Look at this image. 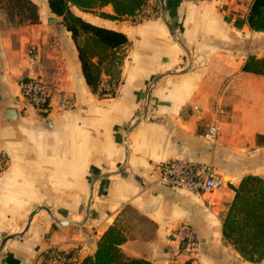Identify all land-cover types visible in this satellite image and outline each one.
<instances>
[{
  "label": "crops",
  "instance_id": "0c3cea01",
  "mask_svg": "<svg viewBox=\"0 0 264 264\" xmlns=\"http://www.w3.org/2000/svg\"><path fill=\"white\" fill-rule=\"evenodd\" d=\"M34 1L38 23L12 25L0 7V152L9 157L0 171V264H57L53 248L72 250L79 264L118 216L128 220L127 204L156 224L153 239L136 231L122 243L130 256L169 263L171 234L186 222L196 244L179 264H264L245 260L222 232L233 186L264 177V75L242 70L250 54L264 57V32L235 17L253 0H148L121 19L71 5L129 39L121 64L102 72L117 71L113 97L87 84L62 17ZM97 11L113 14L110 4ZM28 77L50 86L47 113L23 109L19 81ZM65 97L74 106L62 110ZM212 124L215 142L205 135ZM172 159L212 163L220 185L162 184L157 165ZM14 233L22 234L6 239Z\"/></svg>",
  "mask_w": 264,
  "mask_h": 264
},
{
  "label": "trees",
  "instance_id": "16d2710c",
  "mask_svg": "<svg viewBox=\"0 0 264 264\" xmlns=\"http://www.w3.org/2000/svg\"><path fill=\"white\" fill-rule=\"evenodd\" d=\"M53 13L62 17L66 29L71 32L78 49L82 71L87 84L98 92L104 65L107 71L117 68L123 60L118 54L120 48L129 44L125 33L96 25L71 10V5L84 11L121 19L139 13L148 0H47ZM111 5L113 14L97 11ZM0 7L6 11L8 22L19 26L25 23H38L40 14L34 0H0ZM226 19L229 20L226 16ZM244 20L237 19L235 25L241 27ZM247 23L254 31L264 32V0H253L247 15ZM243 71L264 75V57L250 54ZM117 72V71H116ZM113 72L112 79H118ZM235 195L223 219V236L240 255L248 261L264 260V177L247 174L238 186H233ZM129 218L117 219L103 232L93 254L85 256L79 264H153L143 257L128 255L121 247L134 232L141 233L143 239L155 237L156 224L138 213L131 205H125L122 214ZM135 218L136 222H132ZM167 264H179L170 261ZM182 264H193L192 259Z\"/></svg>",
  "mask_w": 264,
  "mask_h": 264
},
{
  "label": "built area",
  "instance_id": "2783aa9c",
  "mask_svg": "<svg viewBox=\"0 0 264 264\" xmlns=\"http://www.w3.org/2000/svg\"><path fill=\"white\" fill-rule=\"evenodd\" d=\"M252 4V3H251ZM249 5L246 12L236 14L235 17L247 20V15L250 10ZM31 51H35L31 48ZM128 51V46L124 45L118 51V54L125 56ZM118 79L101 78L99 92L103 97H113L116 93ZM21 96L23 99V109L32 107L39 112L47 113L50 109V100L52 91L48 83L39 77L22 78L19 81ZM149 92L146 91L144 97L149 99ZM74 106V102L70 98H64L59 108L69 109ZM194 108H198L195 106ZM206 137L213 142L216 141L219 135V127L216 124L208 126ZM9 163L8 155L0 152V171L7 168ZM159 172V180L162 184L174 188H187L190 190L211 191L217 188L221 181L217 176L216 170L210 162H200L192 160L172 159L161 162L157 165ZM177 246L170 251L171 261L178 262L185 256V252L190 251L196 244V236L193 228L186 222L180 223L171 234ZM51 260L57 264H71L74 262L75 254L72 250H59L53 248L49 251ZM190 258H187L188 260Z\"/></svg>",
  "mask_w": 264,
  "mask_h": 264
},
{
  "label": "water",
  "instance_id": "95a60500",
  "mask_svg": "<svg viewBox=\"0 0 264 264\" xmlns=\"http://www.w3.org/2000/svg\"><path fill=\"white\" fill-rule=\"evenodd\" d=\"M14 113H16V111H15L14 109H11V110H10V113H9V117H10V118H14ZM46 209H47L48 211H50L49 208L46 207ZM59 222H60V223H63L62 220H59ZM21 234H22V233H14V234H10L6 239H8V238L18 237V236H20ZM3 245H4V242H3L2 246H1V248L3 247Z\"/></svg>",
  "mask_w": 264,
  "mask_h": 264
},
{
  "label": "rangeland",
  "instance_id": "374dc122",
  "mask_svg": "<svg viewBox=\"0 0 264 264\" xmlns=\"http://www.w3.org/2000/svg\"><path fill=\"white\" fill-rule=\"evenodd\" d=\"M132 221H133V222H136V219H135V218H133V219H132Z\"/></svg>",
  "mask_w": 264,
  "mask_h": 264
}]
</instances>
